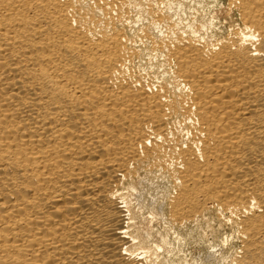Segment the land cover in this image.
Here are the masks:
<instances>
[{
    "label": "bare ground",
    "instance_id": "6f19581e",
    "mask_svg": "<svg viewBox=\"0 0 264 264\" xmlns=\"http://www.w3.org/2000/svg\"><path fill=\"white\" fill-rule=\"evenodd\" d=\"M173 1L0 0V264H264V0L181 30Z\"/></svg>",
    "mask_w": 264,
    "mask_h": 264
},
{
    "label": "rangeland",
    "instance_id": "374dc122",
    "mask_svg": "<svg viewBox=\"0 0 264 264\" xmlns=\"http://www.w3.org/2000/svg\"><path fill=\"white\" fill-rule=\"evenodd\" d=\"M190 1H191V3H190ZM173 4L174 5L171 4V6H170V9L172 10V12L169 11L170 12L169 13L170 18H173V19H171V21H176V25L180 30L183 29L181 27H185V25L188 22H194L195 24L196 23L198 24L202 20H205V21L206 20H212L215 23L214 24L216 27L215 29H217L218 27L225 29L226 25L229 22H231L232 20L233 21L235 20V15L233 14V12H231L229 14L228 9H227L228 7L226 6L225 1L223 3L218 4V3H215L214 0H180V5H178V3H175L174 1H173ZM131 13H132V16L136 15L135 12H133V11ZM227 13L229 15H227ZM148 21H149V18L147 15H145V17L143 16V18L138 23H136L135 25H133L134 23L132 22L133 24L131 23V25L129 26L130 34L133 35L137 31L136 30L137 28L140 29L142 26H144L146 23H148ZM180 23H181V25H180ZM162 30H161V32H163L162 35L165 34L164 36H166V38H168L167 35L170 36L172 34V33L167 34V32L164 28ZM173 34H172V36L175 35V34L174 35ZM172 36H170V37H172ZM146 56L149 58V61H148V58ZM152 59H153V61H152ZM155 59L151 55L144 52L142 54V58H141V60H143V61L140 60V63L147 65L148 67L153 66L154 68H157L159 75H160V73H162V71H170L169 69H171V70L174 69L172 63L164 61V60H162V58L161 59L155 58ZM157 172L152 170L149 173V170H147V172H143L141 175V179L138 183V189L140 190V194H141L140 196L142 198V204L149 203L155 197L159 196V194L162 190L169 187V183H168L166 177L163 179V176L160 175V172H159V174ZM134 203L136 204V207H137L138 206L137 203H139V202L136 203V201L134 200ZM202 250H203V248L200 245H198L197 243H193V244L190 243L189 247L188 246L186 247L184 257L175 256V260L177 263H180V264H211V263L212 264H226V263L227 264H234V263H230V262H234L233 256H235L239 253L238 252L239 251L238 246L233 245V244L226 245L224 247L216 246V248L215 247L212 248V250H210V252H209V250H207L208 253H207V251H205V250L202 251ZM220 253L223 254L224 259L220 258ZM209 254H210V256H209ZM224 261H226V262H224Z\"/></svg>",
    "mask_w": 264,
    "mask_h": 264
}]
</instances>
